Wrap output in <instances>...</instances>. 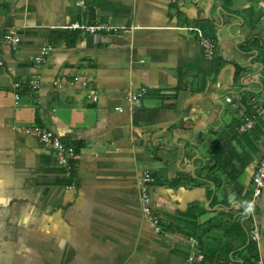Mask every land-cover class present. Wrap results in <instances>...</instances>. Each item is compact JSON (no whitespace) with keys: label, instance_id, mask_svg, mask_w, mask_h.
Listing matches in <instances>:
<instances>
[{"label":"crops","instance_id":"crops-1","mask_svg":"<svg viewBox=\"0 0 264 264\" xmlns=\"http://www.w3.org/2000/svg\"><path fill=\"white\" fill-rule=\"evenodd\" d=\"M10 29L17 47L4 39ZM252 38L264 45V1L0 0V264H185L190 236L204 264H244L253 218L264 264V191L253 218L245 211L264 116L238 132L264 105ZM131 83L147 90L139 106ZM27 126L76 147L72 173L16 130ZM217 139L227 148L215 158ZM146 170L162 234L142 210Z\"/></svg>","mask_w":264,"mask_h":264},{"label":"built area","instance_id":"built-area-1","mask_svg":"<svg viewBox=\"0 0 264 264\" xmlns=\"http://www.w3.org/2000/svg\"><path fill=\"white\" fill-rule=\"evenodd\" d=\"M84 6V2L79 3ZM75 27L84 28L85 30L95 33L100 31H110L115 27L107 24L100 23L96 25H80L76 24ZM5 41H7L11 46L17 47L20 42V36L15 29H10L4 36ZM202 46L208 56L215 54V44L210 38H201ZM53 49L51 45H47L43 50L34 58L36 63H40L44 60L46 55L50 53ZM30 88L37 89L40 84V78L38 75H33V77L26 82ZM16 87H20L21 83L16 82ZM146 88L136 89L131 83L129 86L127 99L131 107L139 106L142 103L144 94L146 93ZM18 95V94H17ZM264 116V105L254 114L245 116L243 122L238 127V132L246 133L254 129L257 125L258 118ZM16 130L20 133L31 135L37 138L44 146L54 150L60 160V162L66 167V169L72 173L75 168L76 161L79 157L78 151L75 146L64 142L61 136L51 128L41 127V126H27V127H17ZM156 183V177L148 170L143 174V179L141 183V204L142 210L145 218L152 224L154 231L157 234H162L164 228L162 226V216L157 211L153 199L152 191ZM252 191L251 200L246 206L245 211L250 218H253L255 212L258 210V198L262 195L264 191V147L262 153L259 157L256 170L252 177ZM248 233L250 239L257 245L260 242V230L258 223L252 219L248 226ZM189 253L185 264H204L206 260V255L202 250L201 241L196 236H190L188 238ZM250 264H263L262 259L259 255L252 257Z\"/></svg>","mask_w":264,"mask_h":264},{"label":"trees","instance_id":"trees-1","mask_svg":"<svg viewBox=\"0 0 264 264\" xmlns=\"http://www.w3.org/2000/svg\"><path fill=\"white\" fill-rule=\"evenodd\" d=\"M234 0H228V2H232ZM255 3H257L258 1H264V0H254ZM253 8H251L250 12H252ZM263 9L260 10V13H262ZM255 41L256 42V47H257V50L258 52H260V57L259 59L261 60V62L264 64V45H262L261 43V40L260 38H252L251 39V43ZM27 87H29V85L27 84ZM30 88V87H29ZM251 131V130H250ZM216 142L218 143V146H219V143H220V146L218 147V149H216L215 147H213V150H214V157L216 158V155L220 154V152H222L223 150H225L227 147L224 146V144H222L221 140L217 139L215 140L213 143L214 145H216ZM76 148V147H75ZM77 150V149H76ZM216 179L218 178V176L216 177H213V179ZM219 179H220V176H219ZM248 231V230H247ZM249 234V233H248ZM248 243V245H247ZM243 245H247L246 246V250H247V257L245 258L244 260V264H250V260L252 257H255L258 255V252H257V246L256 244L249 238H246V240L243 242Z\"/></svg>","mask_w":264,"mask_h":264},{"label":"bare ground","instance_id":"bare-ground-1","mask_svg":"<svg viewBox=\"0 0 264 264\" xmlns=\"http://www.w3.org/2000/svg\"><path fill=\"white\" fill-rule=\"evenodd\" d=\"M248 203V202H247Z\"/></svg>","mask_w":264,"mask_h":264}]
</instances>
